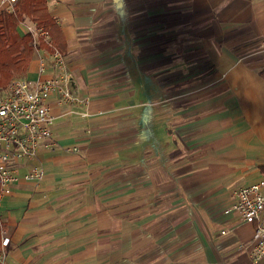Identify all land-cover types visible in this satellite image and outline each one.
Returning <instances> with one entry per match:
<instances>
[{
    "label": "crops",
    "instance_id": "0c3cea01",
    "mask_svg": "<svg viewBox=\"0 0 264 264\" xmlns=\"http://www.w3.org/2000/svg\"><path fill=\"white\" fill-rule=\"evenodd\" d=\"M45 3L73 99L1 201L6 264H264L233 209L264 181V0Z\"/></svg>",
    "mask_w": 264,
    "mask_h": 264
},
{
    "label": "built area",
    "instance_id": "2783aa9c",
    "mask_svg": "<svg viewBox=\"0 0 264 264\" xmlns=\"http://www.w3.org/2000/svg\"><path fill=\"white\" fill-rule=\"evenodd\" d=\"M20 0H0V13L16 12ZM26 33L34 36V44L41 41L49 47L51 37L42 27L35 23H23ZM52 74L42 60L38 76L34 80L13 78L0 97V205L2 199L10 195L21 181H40L44 176L41 166H32L28 172L21 174L20 168L35 160L42 148L53 147V121L50 112V98L60 96L64 102L72 101L70 75L68 74L64 55L58 50L51 52ZM264 181L241 187L235 192L233 209L241 219L254 225L251 242V255L255 261L264 257ZM0 264H6V251L10 243L0 219Z\"/></svg>",
    "mask_w": 264,
    "mask_h": 264
},
{
    "label": "trees",
    "instance_id": "16d2710c",
    "mask_svg": "<svg viewBox=\"0 0 264 264\" xmlns=\"http://www.w3.org/2000/svg\"><path fill=\"white\" fill-rule=\"evenodd\" d=\"M27 18L49 33L51 47L43 41L35 45L32 33L22 35L19 32V25ZM54 29L55 23L48 14L45 0H20L15 13H0V88H6L15 76L26 72L35 50L46 48L52 52L56 49L63 54L54 39Z\"/></svg>",
    "mask_w": 264,
    "mask_h": 264
},
{
    "label": "rangeland",
    "instance_id": "374dc122",
    "mask_svg": "<svg viewBox=\"0 0 264 264\" xmlns=\"http://www.w3.org/2000/svg\"><path fill=\"white\" fill-rule=\"evenodd\" d=\"M28 23H30L29 21H28ZM28 69V68H27ZM27 71V70H26ZM23 75V74H22ZM18 77H22L21 75H17V76H15L14 78H18ZM3 89L4 88H0V97H2L3 95H4V91H3Z\"/></svg>",
    "mask_w": 264,
    "mask_h": 264
}]
</instances>
